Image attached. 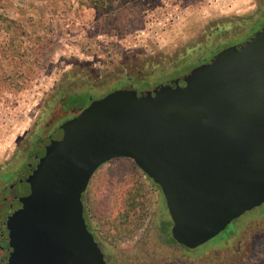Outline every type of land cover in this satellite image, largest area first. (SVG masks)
Segmentation results:
<instances>
[{"label": "rangeland", "instance_id": "1", "mask_svg": "<svg viewBox=\"0 0 264 264\" xmlns=\"http://www.w3.org/2000/svg\"><path fill=\"white\" fill-rule=\"evenodd\" d=\"M263 14L264 0H0V172H19L39 133L124 80L139 91L180 77L200 48L218 43L207 60L248 39ZM82 199L107 264H264V204L187 250L170 235L161 189L130 159L102 165Z\"/></svg>", "mask_w": 264, "mask_h": 264}, {"label": "water", "instance_id": "2", "mask_svg": "<svg viewBox=\"0 0 264 264\" xmlns=\"http://www.w3.org/2000/svg\"><path fill=\"white\" fill-rule=\"evenodd\" d=\"M122 158L159 186L187 250L262 206L264 27L181 77L92 101L46 137L0 197V264H107L82 196Z\"/></svg>", "mask_w": 264, "mask_h": 264}, {"label": "flooded vegetation", "instance_id": "3", "mask_svg": "<svg viewBox=\"0 0 264 264\" xmlns=\"http://www.w3.org/2000/svg\"><path fill=\"white\" fill-rule=\"evenodd\" d=\"M263 17H264V14L262 15ZM262 16H260V18L262 17ZM259 18V19H260ZM259 19L252 25V27L250 28V29H253V27H254V25H256V23L259 21ZM264 27V24L261 26V28H263ZM260 28V29H261ZM222 26L221 25H217V27H216V29H215V33H218V32H220V31H222ZM259 29V30H260ZM259 30H257V31H259ZM248 31V30H247ZM247 31L245 32V33H247ZM256 30L255 31H253L250 35H253L254 33H256L257 32ZM249 35V36H250ZM212 36H214V34L212 33L211 35H210V37H212ZM209 37V38H210ZM246 40V39H245ZM244 40V41H245ZM244 41H242V42H244ZM242 42H238V43H236L235 45H238V44H240V43H242ZM220 44V43H219ZM235 45H232V46H235ZM218 46V43H216L215 45L214 44H208V47L207 48H205V49H202V50H200L199 49V53L200 54H202L201 55V57L199 56L198 57V61H199V63L196 65V66H193L190 70H187L186 71V73H188L189 71H191L192 69H194V68H196V67H199V66H201V65H203V64H205V63H207L208 61H210L215 55H217L219 52H221V51H223L224 49H226V48H229V47H232V46H229V47H225L223 50H221V51H219V52H217V53H215V54H213L210 58H208L207 60L206 59H203V60H201V58H205V55H208V53L211 51V50H213V49H215L216 47ZM186 73H184V74H186ZM184 74H182V75H184ZM182 75H180V77L182 76ZM178 78V77H177ZM176 79V78H175ZM123 81V80H122ZM170 81V80H169ZM121 82V81H120ZM124 82H127L128 84H127V88H131V89H134L133 88V85L134 84H132V82H137V81H135L133 78H128L127 80H124ZM143 82H145V81H143ZM143 82H140V83H143ZM167 81L166 80H164L163 82H161L160 84H157V85H155V86H152V87H149V88H145L144 90H139V91H147V90H150V89H152V88H154V87H156V86H158V85H161V84H164V83H166ZM126 87H123V88H126ZM122 88V89H123ZM91 102H92V100H91ZM90 102V103H91ZM54 132V131H53ZM52 132V133H53ZM52 133H50L49 135H51ZM49 135H47V136H44V133H42V135L39 133V135L35 138V139H37V142H36V144L34 145V144H32V146H31V148L28 150V153L30 152V155H29V158H28V160L25 162V165L23 166V168L19 171V172H15L16 171V167L15 168H13V169H6L5 167H4V169L3 170H1V172H0V197H1V195H2V193H3V191L5 190V189H7L8 187H9V185H11V184H13L14 182H16V181H18L19 179H20V177H21V175L28 169V166H29V164H30V161H31V159L33 158V156H34V154H35V152H36V150L38 149V147L40 146V144L43 142V140L46 138V137H48ZM43 139V140H42ZM15 170V171H14ZM88 189V188H87ZM86 193H87V190H86ZM86 193H84V194H86ZM83 197V196H82ZM165 199V198H164ZM82 201H83V205H85L84 204V200L82 199ZM84 217H85V221H86V224H87V228H88V230L90 231V233H92V235L94 236V238H95V240L97 239V237H96V234H95V229H94V227L92 226V224H91V222H89V219H88V217H87V215H86V213H85V206H84ZM172 222V221H171ZM170 232V235H171V230L169 231ZM98 240V239H97ZM97 243H98V245L99 244H101L100 243V240H98V241H96ZM102 245V244H101ZM103 247V246H102ZM103 253V252H102ZM104 258H105V256H104Z\"/></svg>", "mask_w": 264, "mask_h": 264}, {"label": "trees", "instance_id": "4", "mask_svg": "<svg viewBox=\"0 0 264 264\" xmlns=\"http://www.w3.org/2000/svg\"><path fill=\"white\" fill-rule=\"evenodd\" d=\"M93 1H98V2H100V0H93ZM68 98H71V97H68ZM58 113H60V111H57ZM53 117H54V115H53ZM58 116H56V117H54L52 120H50L48 123H47V126H46V130H47V128H48V126H49V124L51 125H53V124H55L57 121H58V119L56 120V118H57ZM51 125V128L54 126H52ZM52 129H50L47 133H44V136H47V135H49L50 133V131H51ZM134 202H135V199H132L131 200V204L133 205L134 204ZM136 213V212H135ZM134 213V220H135V224L136 223H139V224H142V222L140 223V221H142V217H144V215L142 214V213H139V214H135ZM229 233V232H228ZM227 235V234H226Z\"/></svg>", "mask_w": 264, "mask_h": 264}]
</instances>
